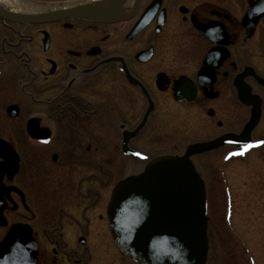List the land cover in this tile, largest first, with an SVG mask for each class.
<instances>
[{"label":"flooded vegetation","instance_id":"obj_1","mask_svg":"<svg viewBox=\"0 0 264 264\" xmlns=\"http://www.w3.org/2000/svg\"><path fill=\"white\" fill-rule=\"evenodd\" d=\"M182 125L187 145L244 136L194 155L195 167L254 160L261 175L264 0H0V144L11 151V163L0 156V243L15 228L36 264H137L113 244L110 194L148 162L181 156ZM219 182L206 264H218L221 236L224 264H257V219Z\"/></svg>","mask_w":264,"mask_h":264},{"label":"water","instance_id":"obj_2","mask_svg":"<svg viewBox=\"0 0 264 264\" xmlns=\"http://www.w3.org/2000/svg\"><path fill=\"white\" fill-rule=\"evenodd\" d=\"M95 17L105 19L106 14ZM251 120L255 122V118ZM237 138L226 135L191 145L182 157L158 158L141 174L117 182L107 209L117 250L138 264H204L205 193L189 158ZM5 148L11 155L10 148ZM0 156L6 163L11 161ZM13 164L16 166L15 161ZM3 171L6 169H0V183ZM19 242L24 243L13 234L5 237L0 244V264H35V249L29 243L22 250Z\"/></svg>","mask_w":264,"mask_h":264},{"label":"rangeland","instance_id":"obj_3","mask_svg":"<svg viewBox=\"0 0 264 264\" xmlns=\"http://www.w3.org/2000/svg\"><path fill=\"white\" fill-rule=\"evenodd\" d=\"M181 133L179 144V151H183L184 147L187 145L188 141L192 140L189 138L188 127L180 126ZM184 128L186 129L184 131ZM191 137V136H190ZM183 143V144H182ZM196 167L199 165L198 170L200 171L202 177L206 182L207 187V197L209 199V206L214 207L216 212L219 211V207L223 206V196H222V187L219 182L218 172L223 170L225 173V177L227 179V184L231 187L232 191V204L236 206L238 209L242 206L243 213L245 215L246 212L252 213L251 218L257 219L258 234L264 235V164H261L258 167V170L261 175L256 173V161L252 160L247 164L244 163H219L216 160H208L206 159V164L202 168V163H199L198 160L195 161ZM138 166L131 165L128 174L137 169ZM124 172L116 170L115 177L120 178L123 176ZM235 177H240L245 180V188L238 187L239 184ZM247 206V209L245 208ZM253 209L256 210L257 214L253 215ZM235 215V214H234ZM256 225V224H255ZM254 225V226H255ZM214 228L217 229V226L214 222ZM239 230V229H238ZM240 231V230H239ZM221 230L218 234L221 236ZM227 234V233H226ZM222 241V236L219 237ZM218 239L211 240V245L214 249H216V255L218 257V264H224L225 256L220 247V242ZM255 248V247H254ZM226 249V248H225ZM253 258L256 260L257 264L264 263L260 251L258 248L252 249ZM245 260V259H244Z\"/></svg>","mask_w":264,"mask_h":264},{"label":"snow or ice","instance_id":"obj_4","mask_svg":"<svg viewBox=\"0 0 264 264\" xmlns=\"http://www.w3.org/2000/svg\"><path fill=\"white\" fill-rule=\"evenodd\" d=\"M240 154H242V153H240Z\"/></svg>","mask_w":264,"mask_h":264}]
</instances>
